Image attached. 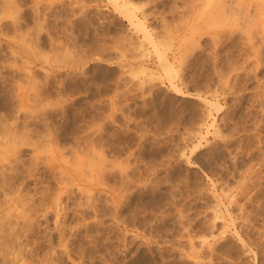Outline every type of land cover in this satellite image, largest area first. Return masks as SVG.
I'll return each instance as SVG.
<instances>
[{"label":"rangeland","instance_id":"1","mask_svg":"<svg viewBox=\"0 0 264 264\" xmlns=\"http://www.w3.org/2000/svg\"><path fill=\"white\" fill-rule=\"evenodd\" d=\"M31 1L8 13L26 29L0 23V264H264V0H230L211 31L205 0ZM11 63L36 69L39 104ZM95 146L94 212L69 184L92 193Z\"/></svg>","mask_w":264,"mask_h":264},{"label":"bare ground","instance_id":"2","mask_svg":"<svg viewBox=\"0 0 264 264\" xmlns=\"http://www.w3.org/2000/svg\"><path fill=\"white\" fill-rule=\"evenodd\" d=\"M0 1H2V2L0 3V5H1L0 7H3V8H0V9H1V10H2V9H5V11H6V9H8V8H7L8 5H6V4H7L6 2H7V1L10 2V0H7V1L5 0L4 3H3V0H0ZM11 1H12V0H11ZM14 1H15V0H13V2H14ZM17 1H18V0H17ZM21 1H22V0H21ZM25 1H26V0H25ZM25 1H23L24 4L21 5V6H19L18 3H17V5H18L19 7L15 6V8H12V7L15 5V2H16V1L14 2V4L10 2V3L12 4V6H10L11 4L8 2L9 6L11 7V8L9 7L10 12L8 11L9 9H8L6 12L3 10L2 13H1L0 15H3V12H4L5 14L7 13L6 15L12 14V13H15V12H16L15 10H17L18 12H20L18 9H19V8H23L22 6H24V5L26 4ZM60 1H61V0H60ZM60 1H59V6H60ZM62 1H64V0H62ZM62 1H61V3H62ZM75 1H76V0H75ZM79 1H80V0H79ZM83 1H84V0H83ZM83 1H82V2H83ZM112 1H113V0H112ZM115 1H116V0H115ZM182 1H183V0H182ZM229 1H230V0H205V2H204V7H203L204 10L202 9L203 12H202V11H201L202 13L199 12V11H198V12L201 13V15L203 14V16H201V15H200V16L203 18L201 21L204 20V22H203V28H204L206 31H207V29H209V30L211 31V29H213V27H214L217 23H218V25H217L218 27H219V26H222V23H221V21H220V20H222V18H220V17H221V15H224V16H225V13H226L227 11H230V9H229L230 7H228L229 10H227V11L225 12V10L227 9V8H225V7L230 6V4H231ZM28 2H29V4H30V0H28L27 3H28ZM37 2H38V0H37ZM39 2H40V1H39ZM117 2H118V1H117ZM122 2H123V0H122ZM129 2H130V1H129ZM228 2H229V5H228ZM231 2H232V1H231ZM233 2H234V1H233ZM235 2H236V1H235ZM239 2H241V1H239ZM256 2H257V1H256ZM263 2H264V1H263ZM19 3H20V1H19ZM32 3L37 4V3H36V0H35V1H31V4H32ZM65 3H67V2H64V4H63V3H62V4L65 6ZM74 3H75V2H74ZM115 3H116V2H115ZM21 4H22V2H21ZM29 4H28L27 6L30 8ZM51 4L53 5V2H52ZM51 4L49 3L48 5L50 6ZM75 4H77V3H75ZM79 4H80V3H79ZM81 4L83 5L84 3H81ZM116 4H117V3H116ZM188 4H189V3H188ZM238 4H239V3H238ZM241 4H242V3H241ZM3 5H5L6 8H4ZM44 5H45V4H44ZM54 5H55V4H54ZM54 5H53L52 7H54ZM67 5H68V4H67ZM117 5H118V4H117ZM129 5H130V4H129ZM129 5H128V4H127V5L125 4V5H123L122 8H123L124 10H126V12H127V11H128V6H129ZM189 5H190V4H189ZM199 5H200V4H199ZM25 6H26V5H25ZM27 6H26V8H27ZM38 6H39V5L37 4V6L35 5L36 9L34 8V9L37 10V11L39 10V8L37 9ZM49 6H48V7H49ZM83 6H85V4H84ZM87 6H88V5H87ZM187 6H188V5H187ZM231 6H234V5H231ZM240 6H241V5H240ZM48 7H46V8H48ZM52 7H49L51 13H52V9H51ZM62 7H63V6H62ZM66 7H67V6H66ZM66 7H65V8H61V6H60V8L63 9V10H65ZM79 7H80V6H79ZM79 7H78V8H79ZM94 7H95V6H94ZM116 7H117V6H116ZM183 7H184V6H183ZM189 7H191V6H189ZM235 7H236V6H235ZM244 7H245V6H244ZM17 8H18V9H17ZM26 8H25V9H26ZM46 8H45V10H46V11H45V14H46L47 12H48V14H49V11H47V10H49V8H48V9H46ZM58 8H59V7H58ZM58 8H56V9H58ZM82 8H84V7L81 6L79 9H82ZM86 8H87V7H86ZM132 8H133V7H132ZM185 8H186V7H185ZM197 8H198V7H197ZM199 8H200V7H199ZM240 8H241V7H240ZM12 9H15V10L13 11ZM40 9H41V8H40ZM53 9H54V8H53ZM136 9H137V8H136ZM181 9H182V8H181ZM233 9H234V8H233ZM233 9H232V10H233ZM11 10H12V13H11ZM20 10L23 11L24 9H23V10L20 9ZM27 10H28V9H27ZM35 10H34V11H35ZM41 10H42V9H41ZM68 10H69V9H68ZM76 10H78V9H76ZM82 10H83V9H82ZM236 10H237V9H235V11H236ZM241 10H242V9H241ZM244 10H245V9H244ZM263 10H264V9H263ZM24 11H25V10H24ZM24 11H23V12H24ZM66 11H67V10H66ZM80 11H81V10H80ZM132 11H133V10H132ZM134 11H135V10H134ZM182 11H183V10H182ZM192 11H193V10H192ZM233 11H234V10H233ZM233 11H232V13H233ZM0 12H1V11H0ZM23 12H21L20 14H18V13L16 12V13L18 14L17 16H19V15L21 16ZM27 12H28V11H27ZM54 12H56V10L53 11V13H54ZM61 12H62V10H61ZM67 12H68V11H67ZM85 12H86V10H85ZM85 12H82V13H85ZM128 12H129L128 14L131 13L130 11H128ZM178 12H179V11H178ZM222 12H223V14H221ZM238 12H240V9H239ZM241 12H242V11H241ZM244 12H245V11H244ZM8 13H9V14H8ZM25 13H26V11H25ZM25 13H24L23 15H25ZM37 13H38V12H36V14H37ZM42 13H44V12L42 11ZM51 13H50L49 15L52 16ZM59 13H60V12H59ZM64 13H65V12H64ZM78 13H81V12H78ZM82 13H81V14H82ZM142 13H143V12H142ZM234 13H235V12H234ZM234 13H233V14H234ZM261 13H262V12H261ZM38 14H39V13H38ZM48 14H47V15H48ZM62 14H63V13H62ZM66 14H67V13H66ZM85 14H86V13H85ZM132 14H133V13H132ZM184 14H185V13H184ZM227 14H229V13H227ZM235 14H236V13H235ZM262 14H263V13H262ZM262 14H261V15H262ZM14 15H15V14H14ZM82 15H83V14H82ZM133 15H134V14H133ZM133 15H132V16H133ZM198 15H199V14H198ZM239 15H240V14H239ZM9 16H11V15H9ZM51 16H50V17H51ZM67 16H68V15H67ZM126 16H127V15H126ZM129 16H131V14H130ZM224 16H223V18H225ZM242 16H243V15H242ZM244 16H245V15H244ZM0 17H1V16H0ZM3 17H5V16H3ZM22 17H23V16H22ZM28 17H29V16H28ZM35 17H37V15H36ZM42 17H43V16H42ZM47 17H48V16H47ZM189 17H190V16H189ZM231 17H232V16H231ZM11 18H12V19H11ZM20 18H21V17H20ZM37 18H38V17H37ZM44 18L46 19L45 15H44ZM44 18H43V19H44ZM76 18H77V17H76ZM76 18H75V19H76ZM245 18H246V17H245ZM250 18H251V17H250ZM10 19H11L10 22H12V21L14 20V21L17 23V21H16L17 18L14 19L13 15H12L11 17H9V19H8V18H5L4 21H3L2 18H0V23H1V22H5V21H7V22L9 23L8 20H10ZM21 19H22V18H21ZM21 19H20V20H21ZM23 19H24V18H23ZM23 19H22V21H23ZM48 19H49V17H48ZM51 19H52V18H51ZM70 19H71V18H70ZM80 19H81V18H80ZM80 19H79V20H80ZM83 19H84V18H83ZM188 19H189V18H188ZM243 19H244V18H243ZM243 19H242V20H243ZM17 20L19 21V19H17ZM40 20H41V19H40ZM52 20H53V19H52ZM56 20H57V19H56ZM58 20H59V19H58ZM79 20H78V21H79ZM84 20H85V19H84ZM84 20H83V21H84ZM129 20H130V23H132L133 25H136L137 27L140 26V25H139V24H140L139 22H138V23H135L134 16H133V17H130ZM237 20H238V18H237ZM237 20H236V21H237ZM248 20H249V19H248ZM14 21H13V22H14ZM26 21H28V19L25 20V22H26ZM38 21H39V19H38ZM53 21H54V20H53ZM70 21H71V20H70ZM70 21H68L67 23H69ZM73 21H74V20H73ZM76 21H77V20H75V22H76ZM19 22H20V21H19ZM19 22H18V23H19ZM25 22H24V23H25ZM43 22H44V21H43ZM84 22H85V21H84ZM84 22H83V23H84ZM86 22H87V19H86ZM86 22H85V23H86ZM91 22H92V21H91ZM136 22H137V21H136ZM229 22H231V21H229ZM244 22H245V21H244ZM16 23H13V26H15ZM18 23H17V24H18ZM20 23H21V22H20ZM27 23H28V22H27ZM27 23H25V24H27ZM44 23H45V22H44ZM73 23H74V22H73ZM79 23H81V20H80ZM83 23H82V25H84ZM93 23H94V22H92V24H93ZM191 23H192V22H191ZM220 23H221V25H220ZM1 24H2V23H1ZM3 24H4V23H3ZM9 24H10V23H9ZM25 24L22 23V24H18V25H19V26L22 25V27H24L23 25H25ZM42 24H43V23H42ZM55 24H56V23H55ZM57 24H58V23H57ZM89 24H91V23H89ZM262 24H263V22H262ZM6 25H7V24H6ZM6 25H4V26H6ZM18 25L15 26V27H16L17 29H20L21 27L19 28ZM27 25H29V24H27ZM35 25H36V24H35ZM37 25H38V24H37ZM60 25H61V24H60ZM62 25H63V24H62ZM62 25H61V26H62ZM69 25H70V24H69ZM71 25H72V24H71ZM82 25L80 24L78 27H80V26H82ZM85 25H86V24H85ZM201 25H202V24H201ZM232 25H233V24H232ZM237 25H238V24H237ZM237 25H236V27H237ZM25 26H26V25H25ZM31 26H32V25H31ZM46 26H47V25H46ZM73 26H74V24H73ZM75 26H77V25H75ZM238 26H239V25H238ZM1 27H2V26H1ZM1 27H0V31H1V32H5V31H7V30H6V27H5V28L3 27V28L5 29V31H4V30H1ZM7 27L9 28V26H7ZM11 27H12V25L10 26V29H9V30L12 29ZM15 27H13V30L16 31V28H15ZM27 27H28V26H27ZM27 27H26V28H27ZM29 27H30V26H29ZM40 27H42V26H40ZM58 27H59V26H58ZM64 27H65V26H64ZM199 27H200V26H199ZM218 27H217V28H218ZM222 27H223V26H222ZM233 27H235V26H233ZM236 27H235V28H236ZM248 27H249V26H248ZM250 27H251V26H250ZM8 28H7V29H8ZM26 28L24 27V29H26ZM34 28H35V27H34ZM65 28H67V26H66ZM72 28H73V27H72ZM74 28H75V27H74ZM201 28H202V27L198 28V30H200ZM219 28H221V27H219ZM225 28H226V27H225ZM28 29H29V28H28ZM38 29H39V28H38ZM38 29H37V30H38ZM13 30H12V31H13ZM21 30H22V29H21ZM41 30H42V29H41ZM44 30H45V29H44ZM63 30H64V29H63ZM198 30H197V31H198ZM239 30H240V29H239ZM15 31H14V32H15ZM17 31H18V33H21L20 30H17ZM66 31L69 32V30H66ZM177 31H178V30H177ZM201 31H203V29H201ZM201 31H199V32L201 33ZM218 31H219V30H218ZM33 32H34V31H33ZM53 32H54V31H53ZM94 32H95V31H94ZM5 33H6V32H5ZM5 33H4V34H5ZM12 33H13V32H12ZM15 33H16V32H15ZM18 33H17V34H18ZM23 33H24V32H23ZM28 33H29V32H28ZM66 33H67V32H66ZM70 33H71V31H70ZM183 33H184V32H183ZM190 33H191V31H190ZM229 33H230V32H229ZM33 34H34V33H33ZM36 34H37V33H36ZM47 34H48V32H47ZM50 34H51V33H50ZM50 34H49V35H50ZM57 34H58V33H57ZM63 34H64V32H63ZM225 34H226V33H225ZM0 35L2 36V33H1ZM13 35H14V34H13ZM18 35H19L20 37H22V34H18ZM42 35H43V34H42ZM49 35H48V37H47V36H46V37H47L48 39H49V38L51 39V37H49ZM51 35H52V34H51ZM54 35H55V33H54ZM64 35H65V34H64ZM73 35H74V34H73ZM175 35H176V34H175ZM184 35H185V34H184ZM195 35H196V34H195ZM230 35H231V34H230ZM1 36H0V37H1ZM6 36H8V34H6ZM14 36H16V35H14ZM37 36H39V35H37ZM196 36H197V35H196ZM231 36H232V35H231ZM248 36H250V35H248ZM2 37H3V36H2ZM2 37H1V38H2ZM9 37H10V36H9ZM31 37H32V36H31ZM56 37H57V36H56ZM60 37H61V36H60ZM62 37H63V36H62ZM77 37H78V36H77ZM201 37H202V36H201ZM223 37H224V36H223ZM226 37H227V36H226ZM233 37H234V36H233ZM1 38H0V39H1ZM3 38H5V37H3ZM16 38H17V36H16ZM37 38H38V37H34V38H32V39H35V42H34L35 44H36L37 41L39 42V40H40V39L37 40ZM54 38H55V37H54ZM57 38H58V37H57ZM73 38H75V37H73ZM73 38H72V39H73ZM6 39H7V38H6ZM23 39H24V41H23ZM27 39H28V38L25 39V37H24V38H22L21 40H20V39H19V40H20L22 43H24V42L27 43V42L29 41V39H28V41H27ZM55 39H56V38H55ZM235 39H236V38H235ZM251 39H252V38H251ZM12 40H14L15 43H18V42H19L18 45H21V44H20V41H18L17 39H15V37H14ZM63 40H64V39H63ZM63 40H62V38H61V41H63ZM5 41H6V40H5ZM9 41L11 42V40H9ZM14 41H13V42H14ZM17 41H18V42H17ZM30 41H31V39H30ZM32 41H34V40H32ZM51 41H52V39H51ZM54 41H55V40H54ZM66 41H68V39H67ZM69 41L71 42V40H69ZM69 41H68V43H69ZM263 41H264V40H263ZM52 42H53V41H52ZM57 42H58V40H57ZM57 42H56V43H57ZM228 42H229V41H228ZM246 42H248V41H246ZM246 42H245V44H246ZM251 42H252V41H251ZM25 43H24V44H25ZM31 43H33V42H31ZM31 43H30V44H31ZM34 43H33V44H34ZM40 43H41V42H40ZM64 43H65V42H64ZM187 43H188V42H187ZM187 43H186V44H187ZM225 43H226V42H225ZM248 43H249V42H248ZM263 43H264V42H263ZM13 44H14V43H13ZM13 44H10V45H13ZM51 44H52V43H51ZM61 44H62V42H61ZM69 44H70V43H69ZM186 44H185V46H187V47H186V48L184 47V50H185L186 52H188V51H190V50H186V49L189 47V45H192L193 43L190 42V44H188V45H186ZM25 45H26V44H25ZM65 45H67V44L65 43ZM139 45H141V44H139ZM139 45H138V46H139ZM210 45H211V44H210ZM243 45H244V44H243ZM15 46H16V45H15ZM30 46H31V47H30ZM32 46H33V45H29V49H28V50H30V51L33 50V47H34V46H33V47H32ZM167 46H168V45H167ZM13 47H14V46H13ZM19 47H20V46H17V49H18ZM21 47H24V45H22ZM27 47H28V44H27ZM58 47H59V46H58ZM121 47H122V46H121ZM197 47H198V46H197ZM235 47H236V46H235ZM260 47H261V46H260ZM25 48H26V47H25ZM30 48H31V49H30ZM65 48H66V47H65ZM212 48H213V47H212ZM54 49H55V48H54ZM61 49H62V48H61ZM67 49H68V47L66 48V50H67ZM189 49H190V48H189ZM200 49H201V48H200ZM204 49H205V48H204ZM255 49H256V48H255ZM14 50H15V48H14ZM18 50H20V49H18ZM18 50H16V51L18 52ZM36 50H39V49H36ZM51 50L53 51V49H51ZM62 50L65 51L64 47H63ZM137 50H138V49H137ZM179 50H181V49H179ZM184 50H183V51H184ZM252 50H253V49H252ZM23 51H24V52H27V50H25V49H24ZM34 51H35V48H34ZM52 51H51V52H52ZM64 51H63V53H65V55H66L67 52H66V51L64 52ZM204 51H205V50H204ZM19 52H20V51H19ZM21 52H22V49H21ZM24 52H23V54H24ZM37 52H38V51H37ZM37 52H34V53L36 54ZM56 52H57V51H56ZM56 52H55V53H56ZM190 52H191V51H190ZM10 53H11V51H10ZM28 53H29V51H28ZM32 53H33V52H32ZM34 53H33L31 56H33ZM41 53H42V52H41ZM68 53H69V52H68ZM188 53H189V52H188ZM13 54H14V53H13ZM15 54H16V53H15ZM20 54H21V53H20ZM60 54H61V53H60ZM60 54H59V55H60ZM180 54H182V53H180ZM184 54H186V53H184ZM24 55H26V54H24ZM37 55H38V54H37ZM37 55H34V57L36 58ZM47 55H48V53H47ZM146 55H147V54H146ZM257 55H259V54H257ZM57 56H58V55H57ZM61 56H63V54H62ZM66 56H67V55H66ZM179 56H180V55H179ZM183 56L186 57L187 54H186V56H185V55H183ZM259 56H260V55H259ZM25 57H26V56H25ZM34 57H33V58H34ZM181 57H182V56H181ZM19 58H20V57H19ZM40 58H41V57H40ZM54 58H55V57H54ZM57 58L59 59V57H57ZM57 58L54 59V60H57ZM64 58H65V57H64ZM182 58H183V57H182ZM27 59H28V58H27ZM36 59H37V58H36ZM248 59H249V58H248ZM14 60H15L16 62H18L17 59H14ZM22 60H23V59H22ZM22 60H21V61H22ZM29 60H30V59H29ZM33 60H35V59H33ZM42 60L45 61V62H46V65L48 66L47 61H46L45 59H42ZM42 60H40V61H42ZM65 60H66V59H65ZM180 60H181V59H180ZM245 60H246V59H245ZM19 61H20V60H19ZM27 61H28V60H27ZM35 61H36V60H35ZM37 61H38V60H37ZM62 61H63V58H62ZM66 61H67V60H66ZM247 61H249V60H247ZM11 62H12V61H11ZM16 62H15V63H16ZM22 62H24V61H22ZM45 62H44V65H45ZM52 62H53V61H52ZM64 62H65V61H64ZM234 62H235V61H234ZM244 62H245V61H244ZM15 63H14V64H15ZM41 63H42V62H41ZM232 63H233V62H232ZM11 64H12V65H11L12 68H14L16 65L18 66V63H17L15 66H13V65H14L13 63H11ZM23 64H24V65L26 64L25 67H24V68H26L28 62H27V63L24 62ZM23 64H21V65L19 64V65L22 66ZM30 64H31V63H30ZM63 64H65V63H63ZM228 64H229V63H228ZM228 64H227V65H228ZM9 65H10V64H9ZM31 65L33 66V62H32ZM160 65H162V64H160ZM246 65H247V64H246ZM34 66H35V65H34ZM182 66H183V65H182ZM210 66H211V65H210ZM242 66H243V65H242ZM244 66H245V65H244ZM28 67H29V64H28ZM30 67H31V66H30ZM2 68H4V67H2ZM2 68H1V69H2ZM16 68H17V67H15L14 69H16ZM20 68H21V67H20ZM169 68H170V67H169ZM222 68H223V67H222ZM230 68H231V67H230ZM241 68H242V67H241ZM9 69H10V68H9ZM14 69L12 70V71H13L12 73H14V75L11 73L13 76H15L16 73H17L16 76L18 75V73H19V74L23 73V72H21V69H20V70H17L18 68H17L16 70H14ZM22 69H23V68H22ZM27 69H28V68H27ZM29 69H30V68H29ZM166 69H168V68H166ZM217 69H218V68H217ZM23 70H24V69H23ZM23 70H22V71H23ZM35 70H36V69H34V73L31 72V73H29V75L27 74V76H28V78H29V81H28V82H29V84H30V87H29L28 83H26V84H27L28 87H29V90L27 89L29 92H33L36 88H37V90H38V86H37L38 84H36V83H37V81H36V80H37V79H36V78H37V73L35 74ZM164 70H165V69H163V71H164ZM242 70H244V69H242ZM15 71H16V73H15ZM19 71H20V72H19ZM24 71H26V72L28 71V72H29V70H24ZM30 71H31V70H30ZM37 71H38V70H37ZM50 71H51V70H50ZM229 71H230V70H229ZM244 71H245V70H244ZM8 72H9V71H8ZM26 72L24 73V75H26ZM28 72H27V73H28ZM168 72H169V73H170V72L172 73V69L168 70ZM168 72H167V73H168ZM233 72H234V70H233ZM240 72H241V71H240ZM0 73H1V72H0ZM47 73H48V72H47ZM164 73H165V72H164ZM34 74L36 75V77H35ZM38 74H39V73H38ZM22 75H23V74L19 75V77L22 76ZM24 75H23V77H25ZM221 76H222V75H221ZM226 76H228V75H226ZM17 77H18V76H17ZM17 77H15L16 80L19 79V78L17 79ZM34 77H35V78H34ZM222 77H223V76H222ZM236 77H237V76H236ZM249 77H250V76H249ZM0 78H1V77H0ZM20 78H21V77H20ZM28 78L25 77L26 80H27ZM179 78H180V77H179ZM245 78H246V77H245ZM15 79H14V80H15ZM35 79H36V80H35ZM220 80H221V79H220ZM258 80H259V79H258ZM3 81H4V80H3ZM20 81H21V79H20ZM227 81H228V80H227ZM260 81H261V80H260ZM21 82H23V78H22V81H21ZM26 82H27V81H26ZM3 83H4V82H3ZM40 83H41V82H40ZM183 83H184V82H183ZM0 84H1V81H0ZM4 85H5V84H3V86H4ZM46 85H47L48 87H49V85H51L50 82H49L48 80H47ZM52 85H53V84H52ZM234 85H235V84H234ZM3 86H1V87H3ZM34 86H36V87H34ZM153 86H154V85H153ZM260 86H261V85H260ZM19 87H20V86L17 87V88H18V89H17V90H18V95H17V97H19L21 94H23L22 91H21L20 89H22L23 92L25 91V88H24V87H23L24 89L21 88V87H20V89H19ZM32 87H34V88H32ZM50 87H51V86H50ZM31 88L34 89V90L31 91ZM149 90H150V89H149ZM226 90H227V89H226ZM20 91H21V94L19 95V92H20ZM206 92H207V91H206ZM33 93H36V92L34 91ZM197 93H198V92H197ZM216 93H217V92H216ZM24 94H25V93H24ZM36 94H37V95H36V98H37V101H38V98L40 99V97H39L38 93H36ZM193 94H194V93H193ZM256 94H257V93H256ZM33 95L35 96V94H33ZM153 95H154V94H153ZM224 95H225V94H224ZM37 96H38V97H37ZM17 97H16V98H17ZM25 97H27V96H25ZM0 98H1V97H0ZM20 98H23V96L20 97ZM17 99H18V98H17ZM215 99H216V98H215ZM0 100H1V99H0ZM19 100H20V99H19ZM35 100H36V99H35ZM23 101H24V100H23ZM64 101H65V100H64ZM36 103H37V102H36ZM20 104H21V102H20ZM38 104H39V101H38ZM206 105H207V104H206ZM250 106H251V105H250ZM41 107H43V105H42ZM215 107L218 108V106H215ZM43 108H44V107H43ZM209 108H210V107H209ZM39 109H40V108H39ZM40 110H41V109H40ZM40 110H38V114H39ZM34 112H35V111H34ZM47 113H48V112H47ZM204 113H205V112H204ZM33 114H34V113H33ZM44 114H46V113H44ZM31 116H32V115H31ZM42 116H43V114H42ZM44 117H45V116H44ZM29 119H31V118H29ZM37 121H38V120H37ZM253 121H254V120H253ZM254 122H255V121H254ZM4 126H5V125H4ZM256 127H257V126H256ZM1 128H2V127H1ZM11 128H12V127H11ZM210 128H211V127H210ZM13 129H14V128H13ZM255 129H256V128H255ZM1 131H2V130H1ZM11 131H12V130H11ZM193 131H194V130H193ZM4 133H5V132H4ZM6 133H7V132H6ZM192 133H193V132H192ZM235 133H236V132H235ZM2 134H3V133H2ZM11 134H12V133H11ZM13 134H14V133H13ZM24 134H25V133H24ZM231 134H232V133H231ZM206 135H207V134H206ZM223 136H224V135H223ZM6 137H8V136H6ZM206 137H207V136H206ZM224 137H225V136H224ZM229 137H230V136H229ZM231 137H232V136H231ZM4 138H5V137H4ZM14 138H15V137H14ZM14 138H13V139H14ZM20 138H21V137H20ZM98 138H99V137H98ZM222 138H223V137H222ZM226 138H227V137H226ZM4 140H5V139H4ZM201 140H202V139H201ZM13 141H14V140H13ZM25 142H26V141H25ZM87 142H88V141H87ZM11 143H12V142H11ZM12 145H14V144H12ZM2 146H3V145H2ZM21 146H22V145H21ZM13 147H14V146H13ZM89 148H90V147H89ZM185 148H186V147H185ZM10 149H11V148H10ZM92 149H93V151L90 152V153H92V155H91V159L89 158L90 156L87 157V158L89 159V161L91 160V161H90L91 163H89V161H87L88 159H86V157H85L86 162L89 163L88 167H86L85 165H83V164H85V163H83V164L81 163V166H82V165L84 166V167H83V166H82V167L85 169L86 172H87L86 168L89 169V166H90V169L88 170V171H89V174H90L91 177L94 178V180L96 181V183H95V187H94V189L92 190V193H90L89 191L86 192V191H83V190L79 189V188H80V184H79L80 182H79V183L77 182V183L75 184V181H74V183H73V181H72V183L69 182V183H70V184H69V183L67 182L68 180H66V182H64V181L62 180V181L64 182V183L62 182V183H63L62 185H64V186H63V188H61V189L58 188V189H60V190L58 191V194H59V196H60L61 194L64 196V194H67V192H69V189H68V187H66V186H67L68 184H69V185L74 184L73 187H74L75 185L77 186V188H78L77 191H79V192H80L79 194H81V195L85 198V200H86L85 202H86L88 205L90 204L91 201L93 202V203H92L93 206H92V205H91V206H92V209H94V212H95V211L97 210V208H98V207H97V206H98V204H97V194H98L99 191H100V187H101V186H100V183H101V181H102V180L100 179V176H101V174H102V176H103V173H102V171H101V166H100V162L102 161V160H101V157H102V156L100 155L99 147L95 146V147L92 148ZM186 149H187V148H186ZM88 150H89V149H88ZM16 151H17V150H16ZM80 153H81V152H80ZM90 153H88V154H90ZM50 155H51V154H50ZM52 155H53V154H52ZM82 155H83V154H82ZM53 156H54V155H53ZM73 156H74V155H73ZM78 156H79V155H78ZM50 157H51V156H50ZM102 158H103V157H102ZM105 158H106V157H105ZM105 158H103V159H105ZM110 158H111V157H110ZM76 159H77V158H76ZM80 159H81V158H80ZM106 159H107V158H106ZM119 159H120V158H119ZM53 160H54V159H53ZM53 160H52V161H53ZM81 160H82V159H81ZM100 160H101V161H100ZM113 160H114V159H113ZM74 161H75V159H74ZM77 161H78V160H77ZM83 161H84V160H83ZM83 161H82V162H83ZM48 162H49V161H48ZM67 162H68V161H67ZM51 163H52V162H51ZM53 163H54V162H53ZM73 163H74V162H73ZM107 163H108V162H107ZM54 165H55V164H54ZM78 166H79V165H78ZM10 167H11V166H10ZM82 167H81V169H83ZM85 167H86V168H85ZM103 167H104V166H102V168H103ZM110 167H111V166H110ZM118 167H119V166H118ZM234 167H235V166H234ZM236 167H237V166H236ZM111 168H112V167H111ZM113 168H114V167H113ZM113 168H112V169H113ZM116 168H117V167H116ZM73 169H75V168H73ZM84 169H83V173H84ZM103 169H105V167H104ZM112 169H111V170H112ZM105 170H107V169H105ZM105 170L103 171L104 173H105ZM108 171H109V170H108ZM108 171H107V172H108ZM63 172H64V171H63ZM86 172H85V173H86ZM115 172H116V171H115ZM64 173H65V172H64ZM71 173H72V172H71ZM77 173H78V172H77ZM83 173H82V174H83ZM87 173H88V172H87ZM89 174H86V175L90 176ZM108 174H109V173H108ZM4 175H5V174H4ZM84 175H85V174H84ZM86 175H85V176H86ZM7 176H8V175H7ZM182 176H183V175H182ZM3 177H4V176H3ZM5 178H6V177H5ZM11 178H12V177H11ZM11 178H10V179H11ZM92 178H91V179H92ZM103 178H104V176L102 177V179H103ZM155 178H156V177H155ZM183 178H184V177H183ZM3 179H4V178H3ZM91 179H90V180H91ZM121 179H122V178H121ZM126 179H127V178H126ZM134 179H135V178H134ZM87 180H88V179H87ZM100 180H101V181H100ZM103 180H104V179H103ZM6 181H7V180H6ZM130 181H131V180H130ZM248 181H249V180H248ZM58 182H59V181H58ZM245 182H246V181H245ZM102 183H103V185L105 184L103 181H102ZM192 183H193V182H192ZM82 184H83V183H82ZM62 185H61V186H62ZM107 185H108V184H107ZM117 185H118V184H117ZM59 186H60V185H59ZM104 186H105V185H104ZM104 186H103V187H104ZM125 186H126V185H125ZM4 187H5V186H4ZM109 187H111V186H109ZM112 187H113V186H112ZM104 188H105V187H104ZM245 188H246V187H245ZM72 189H73V188L71 187V191H72ZM108 189H109V188H108ZM119 189H120V188H119ZM111 190H112V189H111ZM113 190H114V189H113ZM113 190H112V191H113ZM121 190H122V189H121ZM173 192H174V191H173ZM242 192H243V191H242ZM244 192H245V191H244ZM113 193H114V191H113ZM115 193H117V192H115ZM226 193H227V192H226ZM237 193H238V192H237ZM58 194H57V195H58ZM127 194H128V193H127ZM67 195H68V194H67ZM112 195H113V194H112ZM116 195H117V194H116ZM235 195H236V194H235ZM55 196H56V195H55ZM59 196H58V197H59ZM124 196H125V195H124ZM249 196H250V195H249ZM6 197H7V196H6ZM121 197H122V195H121ZM121 197H120V198H121ZM46 198H47V197H46ZM61 198H63V197L60 196V200H61ZM162 198H163V197H162ZM201 198H202V197H201ZM57 199H58V198H57ZM60 200H59V201H60ZM161 200H162V199H161ZM20 202H21V201H20ZM61 202H62V201H61ZM57 203H58V202H57ZM57 203H56V204H57ZM63 203H64V202H63ZM161 203H162V202H161ZM20 204H22V203H20ZM54 204H55V202H54ZM83 204H84V203H83ZM105 204H106V203H105ZM242 205H243V204H242ZM8 206H9V205H8ZM64 206H65V205H64ZM89 206H90V205H89ZM91 206H90V207H91ZM173 206H174V205H173ZM15 207H16V206H15ZM57 207H58V206H56V208H57ZM65 207H66V206H65ZM60 208H61V207H60ZM178 208H179V207H178ZM0 209H1V208H0ZM10 209H11V208H10ZM19 209H20V208H19ZM22 210H23V209H22ZM53 210H54V209H53ZM56 210H57V209H56ZM56 210H55V211H56ZM145 210H146V209H145ZM57 211H58V210H57ZM63 211H64V209L62 208V212H63ZM189 211H191V210H189ZM9 212H10V211H9ZM11 212H12V211H11ZM62 212H61V213H62ZM136 212H137V210H136ZM12 213H13V212H12ZM12 213H11V214H12ZM99 213H100V212H99ZM5 214H6V213H5ZM8 214H9V213H8ZM55 215H56V214H55ZM63 215H65V214H63ZM187 215H188V214H187ZM11 216H12V215H11ZM20 216H21V215H20ZM24 216H25V214H24ZM24 216L22 215V217H24ZM60 216H61V215H60ZM60 216H59V217H60ZM246 216H247V215H246ZM8 217H9V216H8ZM17 217H18V216H17ZM55 217H57V216H55ZM179 217H180V216H179ZM191 217H192V216H191ZM20 218H21V217H20ZM25 218H26V217H25ZM27 218H28V217H27ZM93 218H94V217H93ZM152 218H153V217H152ZM8 219H9V218H8ZM14 219H15V218H14ZM28 219H29V218H28ZM212 219H213V218H212ZM172 220H173V219H172ZM206 220H207V219H206ZM215 220H217V219L215 218ZM247 220H249V219L247 218ZM94 221H95V220H94ZM167 221H168V220H167ZM197 221H198V220H197ZM150 222H151V221H150ZM165 222H166V221H165ZM250 222H251V221H250ZM199 223H200V222H199ZM209 223H210V222H209ZM212 223H213V222H212ZM216 224H217V223H216ZM6 225H7V224H6ZM9 226H10V225H9ZM160 226H161V225H160ZM211 226H212V225H211ZM3 227H4V226H3ZM206 227H207V226H206ZM208 227H209V226H208ZM156 228H157V227H156ZM152 229H153V228H152ZM158 229H159V228H158ZM2 230H3V229H2ZM188 230H189V229H188ZM210 230H211V228H210ZM0 231H1V229H0ZM152 232H153V231H152ZM166 232H167V231H166ZM154 233H155V232H154ZM156 233H157V232H156ZM162 233H163V232H162ZM177 233H178V232H177ZM212 233H213V232H212ZM215 234H216V233H215ZM104 235H105V234H104ZM148 235H149V234H148ZM152 235H153V234H152ZM173 237H174V236H173ZM186 237H187V236H186ZM153 238H154V237H153ZM134 239H135V238H134ZM178 239H179V238H178ZM140 240H141V239H140ZM162 240H163V239H162ZM150 241H151V240H150ZM180 241H181V240H180ZM207 241H208V240H207ZM160 242H161V241H160ZM190 242H191V241H190ZM202 242H203V241H202ZM142 243H143V242H142ZM244 244H245V243H244ZM215 245H216V244H215ZM180 246H181V245H180ZM238 247H239V246H238ZM189 251H190V250H189ZM131 253H132V252H131ZM229 256H230V255H229ZM159 259H160V258H159ZM190 260H191V259H190ZM199 261H200V260H199ZM193 262H195V261H193ZM195 263H196V262H195ZM216 263H217V262H216ZM233 264H234V263H233Z\"/></svg>","mask_w":264,"mask_h":264}]
</instances>
